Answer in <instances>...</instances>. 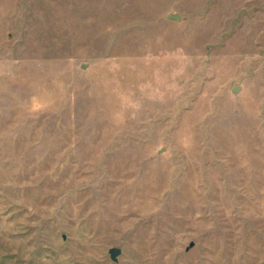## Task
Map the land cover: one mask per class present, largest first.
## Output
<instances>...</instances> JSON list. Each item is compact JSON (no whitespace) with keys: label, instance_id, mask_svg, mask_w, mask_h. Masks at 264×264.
<instances>
[{"label":"rangeland","instance_id":"1","mask_svg":"<svg viewBox=\"0 0 264 264\" xmlns=\"http://www.w3.org/2000/svg\"><path fill=\"white\" fill-rule=\"evenodd\" d=\"M0 264H264V0H0Z\"/></svg>","mask_w":264,"mask_h":264},{"label":"water","instance_id":"2","mask_svg":"<svg viewBox=\"0 0 264 264\" xmlns=\"http://www.w3.org/2000/svg\"><path fill=\"white\" fill-rule=\"evenodd\" d=\"M169 19L178 21L180 20V15L179 14H169L168 15ZM121 250L119 248H112L110 250V255L113 260H116L117 256L120 254Z\"/></svg>","mask_w":264,"mask_h":264}]
</instances>
